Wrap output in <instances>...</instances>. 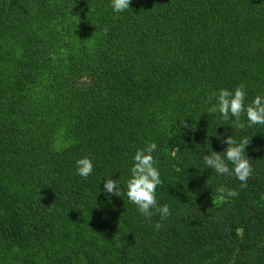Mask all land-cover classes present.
I'll return each instance as SVG.
<instances>
[{"label": "trees", "instance_id": "16d2710c", "mask_svg": "<svg viewBox=\"0 0 264 264\" xmlns=\"http://www.w3.org/2000/svg\"><path fill=\"white\" fill-rule=\"evenodd\" d=\"M241 84L264 95V0H0V264H264V125L207 112ZM229 135L244 186L204 163ZM149 142L165 220L126 196Z\"/></svg>", "mask_w": 264, "mask_h": 264}, {"label": "clouds", "instance_id": "9594fccd", "mask_svg": "<svg viewBox=\"0 0 264 264\" xmlns=\"http://www.w3.org/2000/svg\"><path fill=\"white\" fill-rule=\"evenodd\" d=\"M130 5L131 0H111V7L115 13L126 11ZM246 97L247 92L243 84L235 89L221 88L209 97L210 106L207 112H218L226 121L233 117L236 121H240L241 114L244 113L247 117V125L243 122L232 124L234 127L238 126L241 129L253 125H264V95H257L250 104L245 103ZM222 143L228 146L227 149L219 152L214 150L205 155V165L218 175H234L241 182V186H244L252 174V165L245 155L246 147L250 143L249 139L247 137L236 139L229 135L222 140ZM156 149L157 143L149 142L143 148L136 150L132 157L130 176L126 181V196L131 203L136 205L140 214L146 219L151 220L153 210H155L160 214L161 220H165L169 217L171 211L169 205L158 203L156 195L157 187L162 183L160 170L156 166L153 155ZM221 152L224 153L223 156L220 154ZM75 167L78 176L88 178L94 172V160L88 155L82 156L76 160ZM101 191L108 194L109 198L112 194L122 197L118 179H104ZM221 191H226L229 196L238 195L234 189H221ZM155 226L156 228L161 227L159 222Z\"/></svg>", "mask_w": 264, "mask_h": 264}]
</instances>
